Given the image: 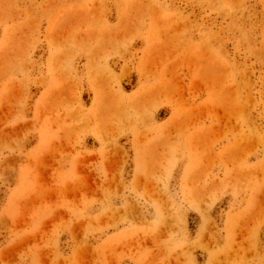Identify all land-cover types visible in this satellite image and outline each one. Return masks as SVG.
<instances>
[{
  "label": "rangeland",
  "instance_id": "rangeland-1",
  "mask_svg": "<svg viewBox=\"0 0 264 264\" xmlns=\"http://www.w3.org/2000/svg\"><path fill=\"white\" fill-rule=\"evenodd\" d=\"M0 264H264V0H0Z\"/></svg>",
  "mask_w": 264,
  "mask_h": 264
}]
</instances>
